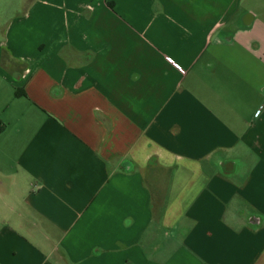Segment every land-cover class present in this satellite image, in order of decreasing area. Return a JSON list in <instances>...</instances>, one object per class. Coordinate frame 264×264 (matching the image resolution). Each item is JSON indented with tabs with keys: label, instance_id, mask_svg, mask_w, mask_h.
<instances>
[{
	"label": "crops",
	"instance_id": "0c3cea01",
	"mask_svg": "<svg viewBox=\"0 0 264 264\" xmlns=\"http://www.w3.org/2000/svg\"><path fill=\"white\" fill-rule=\"evenodd\" d=\"M0 128V264H264V0H0Z\"/></svg>",
	"mask_w": 264,
	"mask_h": 264
},
{
	"label": "built area",
	"instance_id": "2783aa9c",
	"mask_svg": "<svg viewBox=\"0 0 264 264\" xmlns=\"http://www.w3.org/2000/svg\"><path fill=\"white\" fill-rule=\"evenodd\" d=\"M167 60L174 65L181 73H185V70H183L178 64H176L171 58H167Z\"/></svg>",
	"mask_w": 264,
	"mask_h": 264
},
{
	"label": "trees",
	"instance_id": "16d2710c",
	"mask_svg": "<svg viewBox=\"0 0 264 264\" xmlns=\"http://www.w3.org/2000/svg\"><path fill=\"white\" fill-rule=\"evenodd\" d=\"M16 94H17V96H21V95H24L25 96V93L24 92H21L20 90H18Z\"/></svg>",
	"mask_w": 264,
	"mask_h": 264
}]
</instances>
